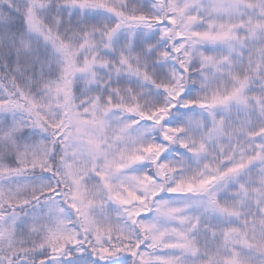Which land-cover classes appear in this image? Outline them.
Instances as JSON below:
<instances>
[{"label":"snow or ice","instance_id":"obj_1","mask_svg":"<svg viewBox=\"0 0 264 264\" xmlns=\"http://www.w3.org/2000/svg\"><path fill=\"white\" fill-rule=\"evenodd\" d=\"M0 264H264V0H0Z\"/></svg>","mask_w":264,"mask_h":264}]
</instances>
